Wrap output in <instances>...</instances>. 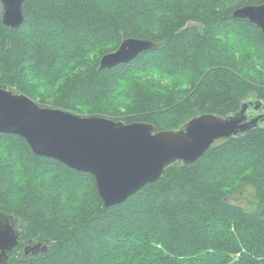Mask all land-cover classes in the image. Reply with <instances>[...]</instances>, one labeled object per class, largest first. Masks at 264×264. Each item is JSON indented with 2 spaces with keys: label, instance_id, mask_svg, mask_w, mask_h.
I'll list each match as a JSON object with an SVG mask.
<instances>
[{
  "label": "trees",
  "instance_id": "obj_1",
  "mask_svg": "<svg viewBox=\"0 0 264 264\" xmlns=\"http://www.w3.org/2000/svg\"><path fill=\"white\" fill-rule=\"evenodd\" d=\"M264 0H25L2 23L0 87L42 106L155 131L203 113L264 106V34L233 11ZM156 47L101 67L126 38ZM249 111H254L249 109ZM66 180V181H64ZM254 190V209L232 202ZM0 212L19 219L8 264H264V125L170 165L122 203L105 206L96 179L27 140L0 132ZM50 247L26 253L28 244Z\"/></svg>",
  "mask_w": 264,
  "mask_h": 264
},
{
  "label": "water",
  "instance_id": "obj_2",
  "mask_svg": "<svg viewBox=\"0 0 264 264\" xmlns=\"http://www.w3.org/2000/svg\"><path fill=\"white\" fill-rule=\"evenodd\" d=\"M25 0H1L2 23L16 29L25 21ZM234 18L248 19L264 34V4L245 5ZM156 43L126 38L117 50L105 54L101 67L128 62ZM249 109L260 113L249 114ZM264 123V106L246 100L240 110L225 117L203 113L177 129L155 131L147 122L126 123L104 116H83L42 106L31 97L0 87V132L24 137L36 155L54 158L78 171L91 173L105 206L122 203L145 185L162 177L178 162L190 164L202 157L217 140L241 136ZM19 219L0 212V264L19 243ZM50 247L28 244L25 252L45 254Z\"/></svg>",
  "mask_w": 264,
  "mask_h": 264
},
{
  "label": "rangeland",
  "instance_id": "obj_3",
  "mask_svg": "<svg viewBox=\"0 0 264 264\" xmlns=\"http://www.w3.org/2000/svg\"><path fill=\"white\" fill-rule=\"evenodd\" d=\"M251 100L253 102L257 103L256 99L251 98ZM263 125H264V123H263ZM64 181H66V180H64ZM232 202L236 203L238 205H241L242 207H244L248 210H253L254 209V202H255L254 190L250 187L244 188L243 190H241L235 194V196L232 199Z\"/></svg>",
  "mask_w": 264,
  "mask_h": 264
},
{
  "label": "flooded vegetation",
  "instance_id": "obj_4",
  "mask_svg": "<svg viewBox=\"0 0 264 264\" xmlns=\"http://www.w3.org/2000/svg\"><path fill=\"white\" fill-rule=\"evenodd\" d=\"M262 111H263V110H262ZM262 111H261V110H259V111H257V112H256L255 110H254L253 112H252V111H249V114H252V115H253V114H255V113H260V112H262Z\"/></svg>",
  "mask_w": 264,
  "mask_h": 264
}]
</instances>
